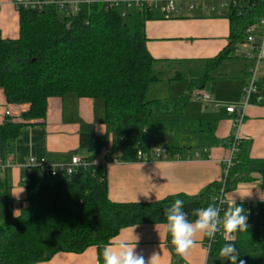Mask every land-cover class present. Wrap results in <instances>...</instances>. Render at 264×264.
<instances>
[{
  "label": "trees",
  "instance_id": "16d2710c",
  "mask_svg": "<svg viewBox=\"0 0 264 264\" xmlns=\"http://www.w3.org/2000/svg\"><path fill=\"white\" fill-rule=\"evenodd\" d=\"M124 7L82 4L78 12L71 13L47 3L18 9L19 38L10 40L0 35V89L9 105L22 111L0 121L1 157L8 156L24 126L45 118L50 99L68 93L103 101L107 136L101 145L108 143L112 134L113 153L122 161L137 160L139 149L151 154L153 146L164 142L166 136L170 146H180L184 133L189 137L195 132L207 133L215 142L214 122L185 123L176 108L171 111L162 103L165 98H148L150 89L162 86L166 90L180 81V75L164 80L157 73L156 66L162 60L152 55L145 33L146 21L157 14ZM224 14L232 24L229 46L207 60L202 76L190 86L202 88L235 45L247 40L245 29L264 17V0L232 4ZM172 103L176 107L180 99ZM93 145L92 135H81V149L90 150ZM245 146L241 142L235 153L226 192L241 182L252 181L254 173L264 178V159L249 157ZM85 160L88 165L79 167L72 176L54 177L48 168L40 167L23 172L27 205L18 216L0 217V264H35L60 252L81 253L90 246L98 248L102 264L103 249L119 230L164 223V209L176 199L184 201V211L194 220L193 210L217 205L222 189L220 183L198 196L179 194L157 202H115L108 195L106 164L95 163L94 155ZM247 224V231L235 234L239 259L244 264H264V216L258 215ZM225 243L221 236L212 243V264H229L219 257Z\"/></svg>",
  "mask_w": 264,
  "mask_h": 264
},
{
  "label": "crops",
  "instance_id": "0c3cea01",
  "mask_svg": "<svg viewBox=\"0 0 264 264\" xmlns=\"http://www.w3.org/2000/svg\"><path fill=\"white\" fill-rule=\"evenodd\" d=\"M149 10L157 14V17L146 21L145 33L152 55L162 60L156 66L158 75L164 80L180 75V81H183L180 82V97H170L171 100H183L186 94L196 89L194 107L198 106L202 117H186L185 105L193 101L189 95L183 106L181 103L176 105L180 108V119L185 123L190 120L214 122L215 142L209 134L195 132L189 137L184 133L185 138L181 136L180 146H170L166 136L164 142L156 144L170 149L165 159L154 156L148 162L133 160L108 163L107 156L113 159L119 155L113 153L112 134L109 135L108 143L101 145L107 136L103 101L75 93L52 98L45 118L24 126L10 146L7 156L9 167L5 172H0L1 218L7 214L20 215L27 205V191L22 178L30 157L46 158L50 165H62L70 164L73 157L85 160L94 155L95 163L106 164L109 198L122 203L157 202L179 194L198 196L205 188L222 183V161L231 154V135L235 132L234 116L226 108L242 102L250 76L248 71L255 63V58L250 55L256 57L259 52L247 40L239 42L227 59L210 73L211 79L202 88H193L190 83L200 79L207 60L215 58L229 46L233 32L230 19L224 13L218 14L209 9L191 11L183 6L172 14L163 11L161 6ZM252 26L256 44L260 45L264 59V26L259 22ZM0 35L10 40L20 36V14L14 0H0ZM257 78L264 94V60L258 66ZM170 87L166 90L160 88V91L167 96V90L169 93L172 91ZM213 102H219L218 106L210 104ZM7 111L19 115L22 110L9 105L0 89V121L5 119ZM244 115V122L239 129L242 142L246 145L245 153L253 159H264V102L248 105ZM82 134L94 137L92 149H81ZM253 175L252 181L241 182L234 190L227 192L226 208L236 204L242 206L245 213L251 210L261 217L264 216V178L259 173ZM247 217L248 222L254 221L256 216ZM163 225L156 223L126 227L119 230L112 242L127 239L135 243L138 237L135 251L143 255L146 261L153 253L158 254V264L208 262L206 237H197L196 246L187 257H182L175 252ZM35 264H99L98 248L90 246L81 253L60 252L47 261Z\"/></svg>",
  "mask_w": 264,
  "mask_h": 264
},
{
  "label": "built area",
  "instance_id": "2783aa9c",
  "mask_svg": "<svg viewBox=\"0 0 264 264\" xmlns=\"http://www.w3.org/2000/svg\"><path fill=\"white\" fill-rule=\"evenodd\" d=\"M245 0H14L15 6L19 9L21 6L23 7H41L47 3H55L58 4L61 8L65 10H69L71 13H76L79 11L80 5L82 4H93V3H104L109 6V8H114L116 6H125L126 9H134V8H142L149 9L151 7L161 6L162 10L168 14H172L176 12L178 9L180 10L183 7L187 10H198L201 9L203 11L218 12V14H223L230 10L232 4L236 6L238 3L243 2ZM125 14V12H124ZM241 14L239 11L238 15ZM260 24L264 26V17L260 19ZM254 27L249 26L245 29L244 33L247 37V43L253 46L256 51H258V55L254 57V54H251L250 57L255 58V63L252 67H250L249 73V81L245 86L243 93V100L240 104L229 105L226 108V111L234 116V128L235 132L231 135V154L227 156L226 159L222 161L224 168V178L222 180V189L221 193L217 197V206L221 207V215H223V210L226 209L227 203V192H226V182L229 175V170L234 165L235 162V153L238 150L239 145L243 141V137L240 134V127L245 119V110L246 107L250 104H262L264 102V95L260 87L259 79L257 78V69L262 60V52L260 51V45L256 44V40L254 38ZM7 115L10 114L9 111L6 112ZM170 149L166 146L156 145L151 154H146L142 150L137 151V160L148 162L152 160L155 156L159 159L167 158ZM196 156H199L196 153ZM122 159L120 157H114L113 159L107 156L106 162H114L119 163ZM9 160L7 157L0 156V171L5 172L9 167ZM88 163L81 157H73L70 164H62V165H50L46 158H35L30 157L28 159V165L26 167V171L30 172L34 167H40L42 169L48 168L49 174L54 177L58 176H72L76 173L79 167L87 166ZM248 216H258V213L252 212L248 210ZM221 235L218 233L217 237ZM222 237V236H221ZM223 238V237H222ZM213 242L209 241L206 238V248L208 250L209 258L206 264H212L210 261V252L211 245Z\"/></svg>",
  "mask_w": 264,
  "mask_h": 264
},
{
  "label": "clouds",
  "instance_id": "9594fccd",
  "mask_svg": "<svg viewBox=\"0 0 264 264\" xmlns=\"http://www.w3.org/2000/svg\"><path fill=\"white\" fill-rule=\"evenodd\" d=\"M216 204H209L207 207L194 209L192 215L194 220L188 218L184 211V201L176 199L164 209V229L171 238V244L175 252L187 257L189 251L196 246L197 237L207 238L215 242L219 233L226 242L219 251L222 261H229V264H244L240 260L234 240L237 232L248 230L247 215L242 206L234 205L223 210ZM129 242L127 239H116L103 249L102 264H158L159 255L153 253L146 261L143 255L138 254L135 249L138 242Z\"/></svg>",
  "mask_w": 264,
  "mask_h": 264
},
{
  "label": "rangeland",
  "instance_id": "374dc122",
  "mask_svg": "<svg viewBox=\"0 0 264 264\" xmlns=\"http://www.w3.org/2000/svg\"><path fill=\"white\" fill-rule=\"evenodd\" d=\"M180 82H183V81H177L176 83H174V84L171 85L170 88L172 89V91L169 93V90H167V93H168L167 96H164L163 93L160 91V89H156L155 91L154 90L152 91L150 89V91L148 93V98H152L154 95H156L155 97H158V98H161V99H163L164 97H166L167 99H163L164 101H162V103L163 104H167V106L171 109V111H173L174 108H176L175 110L177 112H179L180 111V108L179 107H175L173 105V103H172L173 100H171L170 97H180ZM160 88L161 89L163 88L165 90V88L162 87V86ZM195 88H197V87H195ZM193 90L194 91L192 93L190 92V94L188 93V94L185 95V97H188L189 95H191L190 96L191 98L193 97L192 98L193 101L187 102V104L185 105V114H186V117H193V118H195V117H202L201 116V111L199 110L198 106L194 107V102H195L196 99H195V96H193V95L195 94V90L196 89H193ZM199 100L207 101L208 99L200 98ZM180 103H181L182 106H183V104H185V103H183L182 100H180ZM218 103L219 102H216V103L213 102V103H210V104H213V106L216 107V106H218ZM179 117H180V115H179Z\"/></svg>",
  "mask_w": 264,
  "mask_h": 264
}]
</instances>
